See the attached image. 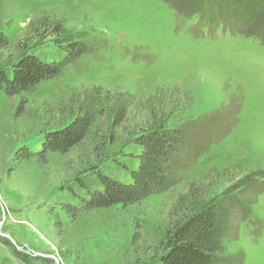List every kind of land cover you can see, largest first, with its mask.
<instances>
[{
	"label": "rangeland",
	"instance_id": "1",
	"mask_svg": "<svg viewBox=\"0 0 264 264\" xmlns=\"http://www.w3.org/2000/svg\"><path fill=\"white\" fill-rule=\"evenodd\" d=\"M45 27L87 52L28 93L0 92V264H138L193 186L203 200L233 204L216 264H264V0H0L10 49ZM56 43H38L35 54L61 61ZM97 87L109 93L106 106L131 103L124 123L112 129L104 116L78 148L45 164L19 159L40 151L71 97ZM152 114L186 136L171 188L131 207L67 217L60 206H79L81 182L95 173L124 180L116 163L128 161L132 135Z\"/></svg>",
	"mask_w": 264,
	"mask_h": 264
},
{
	"label": "trees",
	"instance_id": "2",
	"mask_svg": "<svg viewBox=\"0 0 264 264\" xmlns=\"http://www.w3.org/2000/svg\"><path fill=\"white\" fill-rule=\"evenodd\" d=\"M254 1L260 3L261 0ZM210 8L214 9V6ZM240 10L241 15L243 9ZM50 28L45 27L43 35L34 39L32 44L24 40L12 49L0 32V92L7 97L28 93L40 83L55 79L66 65L87 52L85 46L64 38L61 30L52 31ZM34 32H38L37 29ZM50 37L57 41L63 52V58L57 63L41 61L35 54L36 45ZM105 95L109 96V93L97 87L71 97L65 106L64 119L43 133L40 151L33 154L23 150L18 154L19 159H36L45 164L47 155H65L70 149L78 148L89 129L107 115L112 116L109 119L112 129L120 126L131 103L120 100L106 106L105 99L101 98ZM151 118L141 131L132 135L133 150L126 155L128 161L116 163V168L126 175L124 180L95 173L89 183L81 182L76 186L83 192L82 196L76 197L79 206H60L67 217L75 218L82 212L116 206L131 207L171 188L176 174L173 161L184 150L186 136L179 128L168 127L165 115L152 114ZM199 189L193 186L176 200L163 238L150 257L137 259L138 264H216L222 260L223 241L229 229L233 204L230 199L203 200ZM140 241V226L136 224L129 244L136 249Z\"/></svg>",
	"mask_w": 264,
	"mask_h": 264
}]
</instances>
